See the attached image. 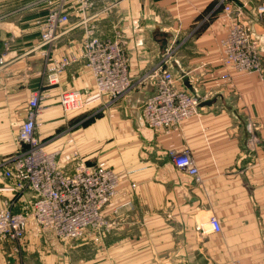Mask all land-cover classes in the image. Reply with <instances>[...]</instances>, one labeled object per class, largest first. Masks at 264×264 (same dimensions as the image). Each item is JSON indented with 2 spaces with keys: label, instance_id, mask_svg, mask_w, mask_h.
Here are the masks:
<instances>
[{
  "label": "crops",
  "instance_id": "0c3cea01",
  "mask_svg": "<svg viewBox=\"0 0 264 264\" xmlns=\"http://www.w3.org/2000/svg\"><path fill=\"white\" fill-rule=\"evenodd\" d=\"M37 2L0 0V56L6 55L0 66V209L16 196L1 164L18 152L30 95L41 85L46 98L38 134L47 149L62 151L63 166L76 150L91 166L106 163L121 177L119 204L132 205L117 215L108 212L115 227L97 245L91 238L63 242L31 225L21 246L0 240V264H264V72L223 65L222 40L233 21L218 0H129L103 18L109 28L124 21L133 79L154 72L169 48L149 32H185V45L170 65L178 88L200 100L199 113L170 135L143 119L154 80L116 103L97 93L83 62L70 66L59 84H42L45 50L37 48L35 21L46 11ZM234 2L243 24L264 43V20L255 10L264 0ZM83 33L76 28L65 34L56 56L79 53ZM69 91L81 92L83 112L62 111L60 96ZM96 111L100 115L92 116ZM72 121L78 123L70 126ZM184 149L191 152L199 180L169 156ZM31 201L30 193L23 196L16 211ZM211 216L219 218L220 234L198 230L208 227Z\"/></svg>",
  "mask_w": 264,
  "mask_h": 264
},
{
  "label": "built area",
  "instance_id": "2783aa9c",
  "mask_svg": "<svg viewBox=\"0 0 264 264\" xmlns=\"http://www.w3.org/2000/svg\"><path fill=\"white\" fill-rule=\"evenodd\" d=\"M128 1L38 0L37 6L46 11L44 17L35 21L40 32L37 48L45 50L46 60L39 76L43 79L42 84L57 85L70 66L83 62L94 79L97 93L108 97L111 103L127 98L138 85L154 80L156 89L142 106L143 119L151 129L170 135L198 115L200 100L178 88L171 58L166 57L169 49L154 72L140 79L131 77L124 21L118 20L109 37L100 34L98 23L99 19L117 13ZM218 7L233 21L222 40L223 65L238 72L262 73L264 43L243 24L242 9L234 0H218ZM255 10L264 20V3L258 4ZM73 18L77 19L75 25ZM76 28L84 32L80 52L56 56L54 51L58 42ZM5 56H0V66L5 63ZM45 98L43 85L31 93L28 114L19 129V150L1 164L4 176L14 184L16 196L0 209V240L21 246L30 225L35 224L40 231L52 232L63 242L92 235L100 241L115 227L108 212L111 210L117 215L124 206L132 204H119L121 177L106 163L91 166L76 150L67 166H63L62 151L47 149L38 134L43 126L42 102ZM59 105L65 114L80 113L84 110L83 95L79 91L65 92L60 96ZM169 156L178 169L199 180V169L188 149L172 150ZM29 193L32 201L17 212L21 198ZM207 226L209 230L204 225L198 229L203 234H220L223 229L216 216L209 218ZM231 264L247 263L235 261Z\"/></svg>",
  "mask_w": 264,
  "mask_h": 264
},
{
  "label": "rangeland",
  "instance_id": "374dc122",
  "mask_svg": "<svg viewBox=\"0 0 264 264\" xmlns=\"http://www.w3.org/2000/svg\"><path fill=\"white\" fill-rule=\"evenodd\" d=\"M115 14H117L116 13V11H115ZM105 19H101L100 20V22H99V29H100V34L102 35V36H104V37H109V36H111L112 34H113V29H112V27H108V25L105 23V21H104ZM102 25V26H101ZM103 26L105 27V28H103ZM108 33H110V35L108 34ZM185 32H174V31H163V32H149V35H151V34H154V35H156V36H158V37H161L163 40H164V42L166 43V46H168L169 48V52H168V55H166V53H165V55H166V57L169 59V58H172V57H174V56H176V55H178V53H179V48H181L182 46H183V44L185 43L184 41L186 40L185 38H184V34ZM153 36V35H152ZM188 40V39H187ZM179 42H182V43H179ZM185 45V44H184ZM263 62V61H262ZM263 69H264V67H263ZM263 72H264V70H263ZM262 72V73H263ZM83 112V111H82ZM99 113H101V111L99 112ZM97 115L98 114V111H96V112H93L92 113V116H94V115ZM66 115H75V114H66ZM100 114H98V116H99ZM85 117H87V115H85ZM85 119V118H84ZM83 119V120H84ZM78 123V121H72V123L70 124V126H73V125H75V124H77ZM87 124V122H85L83 125V127H85V125ZM110 212V211H109ZM217 217V216H216ZM199 227H201V225L200 226H198V228ZM207 228V230H209V226L208 227H205V229ZM38 229V228H37ZM39 230V229H38ZM199 230V229H198ZM112 232H113V230H112ZM112 232H110V234L112 233ZM202 232V231H201ZM110 234H108V235H106V236H109ZM105 236V237H106ZM104 237V238H105ZM85 238H91L90 240L92 241V243L93 244H95V245H97L100 241L99 240H96L95 239V236H86Z\"/></svg>",
  "mask_w": 264,
  "mask_h": 264
},
{
  "label": "bare ground",
  "instance_id": "6f19581e",
  "mask_svg": "<svg viewBox=\"0 0 264 264\" xmlns=\"http://www.w3.org/2000/svg\"><path fill=\"white\" fill-rule=\"evenodd\" d=\"M111 211V210H110ZM32 225H34V226H36L35 224H32ZM31 226V225H30ZM37 227V226H36ZM30 228V227H29ZM29 230V229H28ZM43 232V231H42ZM236 261H239V260H236ZM233 262H235V261H233ZM242 262V261H241ZM232 263V262H231ZM231 263H229V264H231Z\"/></svg>",
  "mask_w": 264,
  "mask_h": 264
}]
</instances>
